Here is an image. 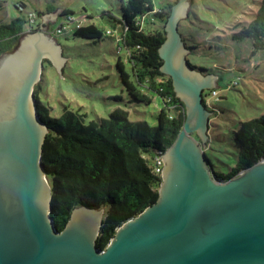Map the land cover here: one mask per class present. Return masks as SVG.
<instances>
[{"label": "water", "instance_id": "obj_1", "mask_svg": "<svg viewBox=\"0 0 264 264\" xmlns=\"http://www.w3.org/2000/svg\"><path fill=\"white\" fill-rule=\"evenodd\" d=\"M191 0L173 5L159 48L161 71L185 103L186 120L164 153L157 201L118 227L106 248L97 246L105 208L79 206L59 230L51 217L52 187L42 163L48 133L38 114L35 85L44 58L59 70L67 60L42 32V16L0 59V264H264V158L220 181L193 138L207 141L205 88L218 79L186 59L178 31ZM57 45V46H56ZM63 78V77H62Z\"/></svg>", "mask_w": 264, "mask_h": 264}, {"label": "trees", "instance_id": "obj_2", "mask_svg": "<svg viewBox=\"0 0 264 264\" xmlns=\"http://www.w3.org/2000/svg\"><path fill=\"white\" fill-rule=\"evenodd\" d=\"M178 1L157 7L154 0H127L120 16L105 12L114 26L119 25L121 33L117 41H123L133 64V74H130L121 58L117 61L119 76L130 100L151 103L147 89L155 91L163 100L157 125L145 120L133 121L123 108L89 123L69 107H65L61 116L52 117L35 90L38 114L48 127L42 163L52 187L51 217L62 230L75 208L84 205L105 208L97 239L99 248L107 247L126 220L157 201L162 176L153 171L145 154L153 152L154 158L156 154L165 153L186 120L185 103L176 95L171 77L161 71L163 60L159 55L166 38L168 17ZM24 6V3L18 5L21 9ZM43 13L36 14L42 17ZM72 13L67 8L61 15L67 17ZM24 21L18 17L9 23H0V56L16 49L25 32ZM155 24L153 29L146 28ZM39 26L31 25V30ZM73 27L76 37L97 41L106 35L105 30L93 23ZM107 33L113 35L112 30ZM263 37L264 0H260L254 19L235 38H252L259 49L264 45ZM234 140L237 164L227 174L214 173L217 180L227 181L264 158V114L242 121Z\"/></svg>", "mask_w": 264, "mask_h": 264}, {"label": "rangeland", "instance_id": "obj_3", "mask_svg": "<svg viewBox=\"0 0 264 264\" xmlns=\"http://www.w3.org/2000/svg\"><path fill=\"white\" fill-rule=\"evenodd\" d=\"M178 31L187 49L186 59L203 74L217 77L218 88H205L203 99L211 114L207 141L197 132L193 138L201 144L214 173L227 174L237 164L238 150L234 133L242 121L264 114V45L257 49L252 38L237 39L235 35L254 19L260 0H191ZM127 0H0V23L21 17L25 32L19 43L30 33L38 32L44 22L37 18L31 30L29 13L44 11L42 16L55 14L58 9H70L82 25L95 24L105 30L101 40L76 37L74 27L61 34L55 30L65 20L59 15L44 24L42 32L60 45L61 56L67 60L61 67L62 77L54 63L44 58L40 80L35 85L39 100L47 106L52 117H59L65 107L83 115L85 123L108 117L117 108L126 109L133 121L145 120L157 125L158 113L164 106L159 94L146 93L151 103L134 102L120 79L117 61L124 62L133 74L128 50L117 37L121 30L114 26L105 12L120 16ZM163 7L172 0H154ZM24 3V8L18 7ZM50 8V9H49ZM149 19L147 20L148 23ZM145 23V25H147ZM156 24L146 28L153 29ZM107 30H112L109 35ZM116 36V37H115ZM264 42V37H263ZM57 46V45H56ZM3 57L0 56V59ZM216 94H213V91ZM153 166L154 153L145 154Z\"/></svg>", "mask_w": 264, "mask_h": 264}, {"label": "built area", "instance_id": "obj_4", "mask_svg": "<svg viewBox=\"0 0 264 264\" xmlns=\"http://www.w3.org/2000/svg\"><path fill=\"white\" fill-rule=\"evenodd\" d=\"M3 1V0H2ZM37 18H39V16L36 13H29V17H28V21L31 25H34L37 21ZM82 25V23L77 19L74 18L73 15H69L65 18V20L60 23V25L58 26V28L55 30L56 34H61L63 31L67 30L69 27L71 26H75V27H80ZM120 40V38H119ZM213 94H216V91H213ZM164 153L161 154H156V156L153 158V171L156 174H162L163 171V166H164Z\"/></svg>", "mask_w": 264, "mask_h": 264}]
</instances>
